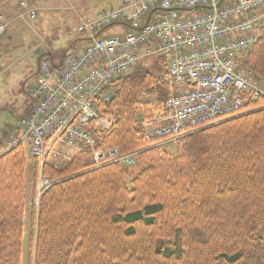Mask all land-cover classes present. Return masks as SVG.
Returning a JSON list of instances; mask_svg holds the SVG:
<instances>
[{
	"label": "trees",
	"instance_id": "trees-1",
	"mask_svg": "<svg viewBox=\"0 0 264 264\" xmlns=\"http://www.w3.org/2000/svg\"><path fill=\"white\" fill-rule=\"evenodd\" d=\"M237 61L264 84V24ZM156 64L136 65L107 89L111 101H95L105 124L87 127L92 148L40 164L28 140L0 142V264H20L26 215L27 264H264V100L186 134L170 155L141 126L168 95L167 61ZM110 149L135 153L134 166L97 164ZM40 177L50 186L37 197Z\"/></svg>",
	"mask_w": 264,
	"mask_h": 264
},
{
	"label": "built area",
	"instance_id": "built-area-1",
	"mask_svg": "<svg viewBox=\"0 0 264 264\" xmlns=\"http://www.w3.org/2000/svg\"><path fill=\"white\" fill-rule=\"evenodd\" d=\"M219 2L127 0L92 17L76 14L83 48L64 53L59 70L41 56L40 81L28 92L33 106L21 120L23 135L9 138L2 148L28 140L29 157L40 164L50 153L68 159L67 152L54 146L69 151L92 148L94 140L87 127L105 124L95 101L139 60L149 57L167 61L163 81L168 91L159 112L141 124L150 147L175 143L202 126L233 117L247 99H264V86L237 61L257 42V31L264 24V0H229L218 6ZM20 7L25 16L36 17V10L25 2ZM113 25L124 26L128 32L123 37L98 39ZM6 27L0 12V38ZM135 155L120 156L110 149L96 153L94 160L131 167ZM49 186L48 180L40 177L37 197Z\"/></svg>",
	"mask_w": 264,
	"mask_h": 264
},
{
	"label": "rangeland",
	"instance_id": "rangeland-1",
	"mask_svg": "<svg viewBox=\"0 0 264 264\" xmlns=\"http://www.w3.org/2000/svg\"><path fill=\"white\" fill-rule=\"evenodd\" d=\"M70 1L80 14L85 17H92L90 15L100 9L118 7L122 2L127 0H93V2H89L91 4L89 11L85 8L82 10L83 6L79 3L82 0ZM228 1L229 0H224V4H227ZM43 3L44 2H42V4ZM78 4L80 5L79 7ZM38 15H40L43 20L40 23L33 21L30 26L31 28L34 27V29L40 31L47 39L52 41V43L55 42V40L51 39L49 33V36L46 34L47 31H45V28L48 26L47 24L49 21L53 25H58L59 30L57 41L60 42V44H55V48H62L60 45L66 40L67 33H69V37L76 38L75 36L77 35V32L73 20L74 13L71 11L50 9L49 12H40ZM184 15L188 16L189 14L187 13ZM24 20H26V18ZM62 25H66L69 29H63L64 27ZM31 32L33 31H31L29 27H24V30H19L17 36L9 37V35H6V37L0 39V142L6 137H21L23 129L20 124V119L32 108L33 105L32 100L28 96V92L35 83L40 81V77L37 73L39 56L37 55L38 52L33 48L37 45V40ZM127 32L128 29L126 27L113 25L104 29L98 36V39L109 36L123 37ZM137 66L143 70L154 71L157 68L156 59L154 57H149L139 60ZM134 71V69L130 70L127 75L134 74ZM22 143L27 146L26 140L23 139ZM163 151L172 155L175 152V146L172 144L165 145L163 146ZM30 183L31 182L29 181L26 182L27 189L31 186ZM36 203L37 200H35L34 204ZM25 204L27 207L31 205V195L26 199ZM28 228L29 221L28 216L26 215L24 220V236L22 240L20 264H27Z\"/></svg>",
	"mask_w": 264,
	"mask_h": 264
},
{
	"label": "crops",
	"instance_id": "crops-1",
	"mask_svg": "<svg viewBox=\"0 0 264 264\" xmlns=\"http://www.w3.org/2000/svg\"><path fill=\"white\" fill-rule=\"evenodd\" d=\"M22 1L26 3L28 8H34L37 10V14L34 19H30L26 16L22 17L21 15L22 11L20 8V2ZM90 1L93 2V0H82L79 2L81 6H83L82 10L85 8L87 11H89V8L91 6V4L89 3ZM42 2L44 3L42 4ZM79 6L80 5L78 4V7ZM50 9L58 10V11H62V10L71 11L72 13H74L73 16L74 22H75V14L79 13L70 0H65V2L64 0H0V11L3 13V15L7 20V28L2 38L6 37V35L7 36L9 35V37L17 36L19 30H24V27L26 28L29 27L31 31H33L31 32V34L33 33L37 40V45L33 47L34 50L37 48V46H39L38 52L40 54H37L39 58H41L42 56L43 58L48 59L51 62V64L57 70H59V68L61 67L63 54L65 52H74L82 49L84 46V37L77 33V35L75 36L76 38L73 37L71 38L69 37V33H67L66 40L64 41V43H61L60 45L62 46V48H58V49L55 48L56 45L60 44V42L57 41L58 30H59L58 25H53L49 21V23L47 24L48 26H46L45 28V31H47L46 34L48 35L49 33L51 39L55 40V42L53 43L52 41L47 39L45 35H43L40 31H37L36 29H34V27L31 28L30 26L31 22L33 21L34 22L37 21L38 23H40L43 20V18H41L40 15H38V13L40 12L46 13L49 12ZM97 12L93 13L90 16L95 15ZM24 17L26 18V20H24L25 19ZM62 26L64 27L63 29L66 30L69 29L68 27H66V25H62ZM37 73H38V64H37ZM8 138L9 137H6L3 141H6V139ZM31 192H32V186L28 187L27 189V184H26V199L31 195Z\"/></svg>",
	"mask_w": 264,
	"mask_h": 264
},
{
	"label": "water",
	"instance_id": "water-1",
	"mask_svg": "<svg viewBox=\"0 0 264 264\" xmlns=\"http://www.w3.org/2000/svg\"><path fill=\"white\" fill-rule=\"evenodd\" d=\"M114 95L112 92H108L106 94H104L100 100L103 101L104 103H107L109 101H111L113 99Z\"/></svg>",
	"mask_w": 264,
	"mask_h": 264
}]
</instances>
